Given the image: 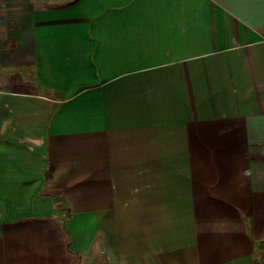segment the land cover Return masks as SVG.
Wrapping results in <instances>:
<instances>
[{"label":"crops","instance_id":"crops-1","mask_svg":"<svg viewBox=\"0 0 264 264\" xmlns=\"http://www.w3.org/2000/svg\"><path fill=\"white\" fill-rule=\"evenodd\" d=\"M0 264H264V0H0Z\"/></svg>","mask_w":264,"mask_h":264}]
</instances>
